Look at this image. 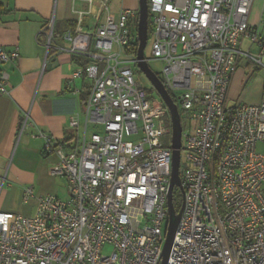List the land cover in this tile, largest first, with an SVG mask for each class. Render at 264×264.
I'll use <instances>...</instances> for the list:
<instances>
[{
	"label": "built area",
	"instance_id": "obj_1",
	"mask_svg": "<svg viewBox=\"0 0 264 264\" xmlns=\"http://www.w3.org/2000/svg\"><path fill=\"white\" fill-rule=\"evenodd\" d=\"M77 1L87 11L76 10ZM254 1L147 0L150 60L162 66L157 77L181 125L183 211L167 264H264V98L227 105L238 60L262 67L261 53L242 48L244 39L263 48L249 25ZM70 10L78 25L63 39L86 60L71 79L90 82L79 150L67 154L52 136H35L45 155L57 157L50 175L66 182L67 197L26 188L23 202L36 200L32 216L0 212V264H160L171 125L160 97L149 99L133 76L138 9L115 19L108 0H71ZM89 15L95 24L85 31L79 24ZM51 40L52 28L46 50ZM18 54L0 47V96L10 94L6 66ZM89 124L101 133H89ZM78 127L76 114L68 128Z\"/></svg>",
	"mask_w": 264,
	"mask_h": 264
},
{
	"label": "crops",
	"instance_id": "obj_2",
	"mask_svg": "<svg viewBox=\"0 0 264 264\" xmlns=\"http://www.w3.org/2000/svg\"><path fill=\"white\" fill-rule=\"evenodd\" d=\"M101 0H93L97 6ZM116 19L121 9L137 10L138 0H108ZM76 10L87 11L85 2L77 1ZM71 0H0V47L18 48V60L9 63L10 94L0 96V212L32 216L34 198L23 202L26 188L35 196H67L64 180L50 175L55 155L43 153V141L36 136L42 131L63 144L67 154L79 150V135L85 126V103L90 82L85 78L72 80V74L86 60L69 53L70 44L63 39L78 25L71 13ZM95 19L83 16L79 26L94 28ZM249 25L263 40L262 50L247 39L242 48L261 53L262 67L240 58L232 76L227 105L256 106L264 98V7L255 0ZM52 28L50 55L46 50ZM56 30V31H55ZM63 49L64 51H60ZM79 59L82 61L79 62ZM77 114L78 129L68 128ZM28 115V124L20 131L19 124ZM88 127V126H87ZM88 131V129H87Z\"/></svg>",
	"mask_w": 264,
	"mask_h": 264
},
{
	"label": "water",
	"instance_id": "obj_3",
	"mask_svg": "<svg viewBox=\"0 0 264 264\" xmlns=\"http://www.w3.org/2000/svg\"><path fill=\"white\" fill-rule=\"evenodd\" d=\"M148 19L149 14L147 9V0H138V21L136 29L138 44L136 50V66L144 74V76L152 86L153 90L165 104L169 113L171 125L172 164L169 190L167 195L168 219L165 235L166 238L165 243L163 245L160 262V264H167L168 256L173 245L177 224L183 211V204L181 205L180 210L176 212L172 202V193L175 188H178L180 190L183 197V190L179 178L181 125L179 113L172 97L166 91L157 75L150 70L144 57V50L148 39Z\"/></svg>",
	"mask_w": 264,
	"mask_h": 264
},
{
	"label": "rangeland",
	"instance_id": "obj_4",
	"mask_svg": "<svg viewBox=\"0 0 264 264\" xmlns=\"http://www.w3.org/2000/svg\"><path fill=\"white\" fill-rule=\"evenodd\" d=\"M56 31V30H55ZM153 32H152V27L150 24V31L148 34V39H147V43H146V47L144 50V57L146 60H148L149 62L148 67L150 68V70L155 73L156 75L159 76L160 70L162 68L161 64L157 61H153L150 60V55H151V46H152V41H153V36H152ZM133 71V76L136 82L140 83L141 86L148 91V98L149 99H153L157 97L156 92L153 90L152 86L150 85L149 81L146 79V77L144 76V74L137 68V66H134L132 68ZM88 132H96V133H101V127L99 126H95L92 124H89L88 127ZM164 142H167V138L164 139ZM261 147L258 148V151H261ZM182 166V165H181ZM180 166V167H181ZM180 174H181V169H180ZM178 192L179 195H174L173 196V202H174V209L176 212H178L180 210V207L182 205V194L180 192V190L178 188H175ZM67 197V196H66ZM60 198H64V197H60ZM111 252V248L108 247L106 248L103 253L104 254H109Z\"/></svg>",
	"mask_w": 264,
	"mask_h": 264
},
{
	"label": "trees",
	"instance_id": "obj_5",
	"mask_svg": "<svg viewBox=\"0 0 264 264\" xmlns=\"http://www.w3.org/2000/svg\"><path fill=\"white\" fill-rule=\"evenodd\" d=\"M150 24H151V23H150V19H148V34H149V31H150ZM50 52H51V50H50V48H49V49H48V55H50ZM80 61H82V59H79V62H80ZM147 93H148V91H147ZM174 195H179L176 189H174V190H173V193H172V202H173V196H174ZM173 206H174V202H173ZM174 207H175V206H174Z\"/></svg>",
	"mask_w": 264,
	"mask_h": 264
}]
</instances>
